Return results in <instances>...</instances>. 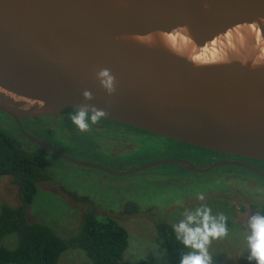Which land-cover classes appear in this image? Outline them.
<instances>
[{"label":"water","instance_id":"95a60500","mask_svg":"<svg viewBox=\"0 0 264 264\" xmlns=\"http://www.w3.org/2000/svg\"><path fill=\"white\" fill-rule=\"evenodd\" d=\"M124 1L137 16L84 15L61 0H0V88L18 96L0 93V112L12 117L29 141L69 162L116 176L167 164L206 173L234 163L198 167L190 160L174 158L116 173L64 155L29 135L21 121L95 105L112 122L208 151L264 161V69H195L166 55L109 40L169 33L185 25L197 27L204 41L210 40L264 18V0ZM102 68L115 77L111 94L97 78ZM85 90L92 93L91 100L84 98ZM235 164L264 177L249 164Z\"/></svg>","mask_w":264,"mask_h":264},{"label":"rangeland","instance_id":"374dc122","mask_svg":"<svg viewBox=\"0 0 264 264\" xmlns=\"http://www.w3.org/2000/svg\"><path fill=\"white\" fill-rule=\"evenodd\" d=\"M58 123V128L67 124L75 127L71 120L63 119ZM44 124L45 120L22 121L23 127L30 134V128H40ZM0 127L20 140L17 124L3 113H0ZM43 134L48 135L46 132ZM66 137L71 142L69 146L65 145L68 149H59L66 156L90 163L105 159L102 154L88 153L95 146L92 143L85 145L87 135L76 131L66 134ZM168 142L161 144L145 138L134 154L138 155L134 157V165L138 167L158 160L182 158V153L198 161H210V154L198 147ZM46 159L54 172V181L39 184L38 193L28 208V221L43 222L63 233H74L88 207L67 196L75 195L83 201H90L88 205L97 208L99 215L111 216L125 227L129 235L125 257L127 255L133 261L148 259L162 263L167 260V252L162 244L156 243V221L163 219L174 225L184 219L185 211L207 205L212 215L222 213L227 218V234L210 238L207 245L212 264H255V261L249 262L247 259L249 253L246 237L250 234L248 220L257 214L258 207H264V198L248 192L238 194L237 197L226 195L221 184H217L216 172L204 175L184 166L167 164L118 178L74 164L55 154H50ZM199 194H203V200L198 199ZM242 198H249L250 201ZM4 204L18 205L17 188L10 176H0V209ZM4 242L9 248H14L17 236L9 235L3 239ZM66 253L69 252L62 255L65 264H84L79 256Z\"/></svg>","mask_w":264,"mask_h":264},{"label":"trees","instance_id":"16d2710c","mask_svg":"<svg viewBox=\"0 0 264 264\" xmlns=\"http://www.w3.org/2000/svg\"><path fill=\"white\" fill-rule=\"evenodd\" d=\"M17 129L20 140L0 127V176L12 177L18 199V205L4 204L0 209V264H65L62 255L66 251L79 256L84 264H179L180 256L191 251L176 239L173 224L161 219L155 223L156 243L165 248L166 262L133 261L124 256L129 246L125 227L111 216L99 215L97 208L89 203L74 233L28 221V208L38 193L39 184L54 181L55 175L47 156L34 150L32 142L18 126ZM257 213L264 214V207H258ZM12 234L17 236V245L9 248L3 239Z\"/></svg>","mask_w":264,"mask_h":264},{"label":"flooded vegetation","instance_id":"af4514ba","mask_svg":"<svg viewBox=\"0 0 264 264\" xmlns=\"http://www.w3.org/2000/svg\"><path fill=\"white\" fill-rule=\"evenodd\" d=\"M70 112L71 110H67L63 112H57L56 114L53 115H42L37 118L23 119V120H31L35 122L40 120H45V124L41 125L40 128L32 127L30 128L31 134L28 132L27 133L32 137L49 144L53 148L57 149L59 152H61L60 150L66 151L68 149L66 146H69L71 143L67 139L66 134L77 131L82 135H87L88 141L85 142V145H87L88 143H92L95 146V148H91L93 149L92 151L88 150V153L89 154L98 153V154H102V156L105 157V159L103 158L98 159L97 163L95 164H99L116 173L129 171L131 169L137 168V165H134V162L136 161L135 160L136 158L134 157H137L138 155H134V154L141 146L145 138L148 139L149 141L152 142L156 141L157 143H161V144H167L169 143L168 141L174 144L173 143L174 141L164 139L159 136L146 133L141 130L120 123L112 122L104 118H102L97 124L92 125L89 128V130L86 132H80L76 127H70L71 125L69 124H67V126L64 127L61 125L62 128H58L56 126L59 124L58 122H62L63 119L70 120V116H69ZM11 119L14 120L12 117ZM44 132L48 133L49 136L44 135L43 134ZM32 144H35V146ZM32 144L30 145L31 147H33L34 150L41 151V153L44 154L45 156H49L50 154L57 155L51 149L46 148L43 145L33 142ZM180 146H183V144H181ZM201 150H204L208 152V154H210V161L207 160L198 161L194 158L192 159L187 157L185 153L181 154V156L183 155V157L180 159L190 160L198 167H209L214 163H219V162H232L234 164H222L211 169L206 173H201V174L205 175L216 172L215 177L218 179L217 184L219 185L221 184L220 187L222 188V190H224V193L226 195L237 197L238 194L244 195V192L245 193L248 192V193L259 194L260 197L264 198V177L250 168L235 164V162L246 163L253 166L257 170L261 171L262 173H264V161L242 157V156L231 155V154L208 151L205 149H201ZM128 165H132V166L130 167ZM175 165L184 166V168H186V166L183 164H175ZM100 171L118 178L129 177L142 172L141 171L128 176H116L114 174H111L103 170ZM67 196L70 199L77 200L79 204L91 203L90 201H83L82 199H80L75 195L70 194ZM241 200L250 201L249 198H242Z\"/></svg>","mask_w":264,"mask_h":264},{"label":"bare ground","instance_id":"6f19581e","mask_svg":"<svg viewBox=\"0 0 264 264\" xmlns=\"http://www.w3.org/2000/svg\"><path fill=\"white\" fill-rule=\"evenodd\" d=\"M84 15L121 19L137 16L124 0H61ZM207 4L205 7H209ZM116 44L163 54L195 69L235 67L237 71L264 69V18L245 23L204 41V35L191 25L177 26L171 32L154 31L146 35L129 34L109 39ZM0 93L15 96L0 88ZM32 102V101H31Z\"/></svg>","mask_w":264,"mask_h":264},{"label":"clouds","instance_id":"9594fccd","mask_svg":"<svg viewBox=\"0 0 264 264\" xmlns=\"http://www.w3.org/2000/svg\"><path fill=\"white\" fill-rule=\"evenodd\" d=\"M97 78L101 86L109 93L115 91V77L110 69L102 68L97 72ZM87 100L92 99V93L88 90L83 92ZM89 107L91 111H89ZM71 123L80 131L86 132L92 125L97 124L106 116L104 109L95 105L84 107H73L69 113ZM203 200V194L198 195ZM184 219L173 225L175 237L185 248L192 251L180 256L179 264H212V258L208 253L207 245L210 238H218L227 234V218L221 213L212 215L211 208L207 205L196 207L192 211H185ZM247 235L249 262L264 264V214H253L249 217Z\"/></svg>","mask_w":264,"mask_h":264}]
</instances>
